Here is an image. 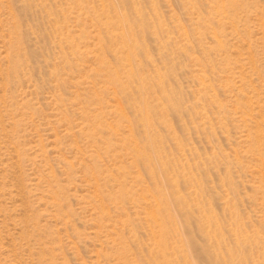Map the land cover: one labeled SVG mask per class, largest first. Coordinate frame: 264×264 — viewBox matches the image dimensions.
Returning a JSON list of instances; mask_svg holds the SVG:
<instances>
[{"label":"rangeland","instance_id":"374dc122","mask_svg":"<svg viewBox=\"0 0 264 264\" xmlns=\"http://www.w3.org/2000/svg\"><path fill=\"white\" fill-rule=\"evenodd\" d=\"M262 136L264 0H0V264H264Z\"/></svg>","mask_w":264,"mask_h":264},{"label":"bare ground","instance_id":"6f19581e","mask_svg":"<svg viewBox=\"0 0 264 264\" xmlns=\"http://www.w3.org/2000/svg\"><path fill=\"white\" fill-rule=\"evenodd\" d=\"M220 1H224V0H220ZM229 1H231V0H229ZM101 2V1H100ZM225 3V2H224ZM218 6V5H217ZM221 7H222V5H220ZM225 6V5H224ZM104 7V6H103ZM221 7L220 8H218V10L219 9H221ZM232 7H234V6H232ZM213 8V7H212ZM216 8V7H215ZM228 8V7H227ZM223 9V8H222ZM224 11H225V9H223ZM213 11V10H212ZM215 11V10H214ZM213 11V12H214ZM223 11V12H224ZM227 11H228V9H227ZM221 13H222V11H220ZM226 12V11H225ZM225 12H224V14H225ZM217 14H218V12H217ZM222 15H223V13H222ZM221 15V16H222ZM218 16H220V15H218ZM217 18V17H216ZM218 18H221V17H218ZM230 19V18H229ZM224 20V19H223ZM103 21V20H102ZM218 21V20H217ZM111 25V24H110ZM217 25H219V24H217ZM221 25H222V23H221ZM220 25V26H221ZM234 25V24H233ZM104 26V25H103ZM201 26V25H200ZM115 27V26H114ZM119 29V28H118ZM126 30V29H125ZM120 31V30H119ZM120 33H121V31H120ZM215 33H217V32H211V34H214V35H216ZM113 34V33H112ZM156 34V33H155ZM120 36V35H119ZM123 36V35H122ZM133 36H131V38H132ZM120 39H123V37H121ZM120 39H118L119 41H120ZM113 40V39H112ZM129 40V39H128ZM216 42V41H215ZM134 43V42H133ZM124 44L125 45H127L125 42H124ZM138 44V43H137ZM132 45V44H131ZM133 47H134V45H132ZM127 47V48H126ZM125 48L128 50V52H129V50H132L133 51V48L131 49V48H129V46H126ZM136 47H138V45L136 46ZM136 49V48H135ZM141 51V50H140ZM138 54V53H137ZM125 55H126V52H125ZM130 57H131V55H130ZM135 60V59H134ZM126 61V60H125ZM130 61V60H129ZM255 62V61H254ZM253 64V63H252ZM241 70V69H240ZM130 75V74H129ZM117 76V75H116ZM133 76V75H132ZM120 83V82H119ZM239 83V82H238ZM122 85H124V84H122ZM234 86V85H233ZM232 86V87H233ZM242 87V86H241ZM206 89V88H205ZM235 90V89H234ZM164 95H165V93H164ZM251 99V98H250ZM146 106V105H145ZM123 108V107H122ZM121 108V109H122ZM220 108V107H219ZM124 112V111H123ZM103 114V113H102ZM118 114V113H117ZM154 114V113H153ZM119 115V114H118ZM146 115V114H145ZM246 115V114H245ZM242 117V116H241ZM250 118V117H249ZM261 118V117H260ZM141 119V121H143L144 123H148L149 122V120H148V116L147 117H142V118H140ZM128 121V120H127ZM146 121V122H145ZM129 122V121H128ZM249 122V121H248ZM247 123V122H246ZM251 123V122H250ZM254 124V123H253ZM250 125V124H249ZM134 126V125H133ZM250 127V126H249ZM257 127V126H256ZM262 126H260V128H261ZM169 128V127H168ZM128 129V128H127ZM130 129H131V127H130ZM134 129V128H133ZM131 131V130H130ZM260 131V130H259ZM130 133V132H129ZM261 133V132H260ZM259 136V135H258ZM257 136V137H258ZM262 137H264V136H262ZM253 140V139H252ZM259 140V139H258ZM43 142V141H42ZM254 142V141H253ZM252 142V143H253ZM104 143V142H103ZM255 143V142H254ZM259 143V142H258ZM129 144V143H128ZM243 144V143H242ZM138 145V144H137ZM258 145H261V144H258ZM128 146H130V145H128ZM132 147V146H131ZM134 148V147H133ZM130 149V148H129ZM146 149V148H145ZM132 150V149H131ZM142 150H144V149H142ZM256 150V149H255ZM127 152H128V150H126ZM260 151V150H259ZM262 152V151H261ZM260 152V153H261ZM131 153V152H130ZM137 153H139V151H137ZM137 153H135V157H136V154ZM145 153V152H144ZM233 153V152H232ZM254 153H256V152H254ZM140 154V153H139ZM130 155H132V154H130ZM145 155V154H144ZM138 156V155H137ZM141 156V157H140ZM143 156L142 155H139V159H141V160H145L144 158H142ZM137 158V157H136ZM138 158H137V161H138ZM239 158V157H238ZM140 161V160H139ZM149 163H150V161H148ZM151 162H152V160H151ZM146 163V162H145ZM122 164V163H121ZM148 164V163H147ZM153 174V173H152ZM158 176V175H157ZM264 176V175H263ZM140 178V177H139ZM98 180V179H97ZM135 180V179H134ZM158 181V180H157ZM96 182V181H95ZM98 182V181H97ZM123 184V183H122ZM158 185H159V183H157ZM175 184V183H174ZM98 185V184H97ZM177 185V184H176ZM160 187V186H159ZM149 188V187H148ZM177 188V187H176ZM126 189V188H125ZM145 191V190H144ZM150 193V192H149ZM155 194H156V192H155ZM159 195V194H158ZM158 197V196H157ZM145 199V198H144ZM148 199H149V197H148ZM151 201V200H150ZM156 201V200H155ZM177 201V200H176ZM150 204V203H149ZM153 204H154V202H153ZM151 205V204H150ZM152 206H154V205H152ZM151 206V207H152ZM147 207H149L148 205H147ZM151 207H149V208H151ZM156 207V206H155ZM163 207V206H162ZM150 211V210H149ZM148 212V211H147ZM153 212V211H152ZM149 213V212H148ZM153 215V214H152ZM148 216V215H147ZM157 220V219H156ZM158 222V221H157ZM161 222V221H160ZM209 228V227H208ZM215 234V233H214ZM154 246V245H153ZM162 251V250H161ZM236 255V254H235ZM158 263V262H157ZM156 264V263H155Z\"/></svg>","mask_w":264,"mask_h":264}]
</instances>
